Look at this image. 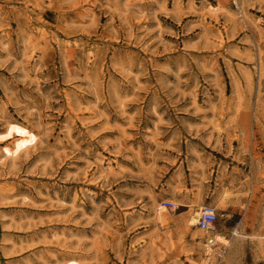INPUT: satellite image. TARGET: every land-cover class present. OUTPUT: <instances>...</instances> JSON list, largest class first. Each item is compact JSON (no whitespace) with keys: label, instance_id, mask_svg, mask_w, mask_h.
<instances>
[{"label":"rangeland","instance_id":"obj_1","mask_svg":"<svg viewBox=\"0 0 264 264\" xmlns=\"http://www.w3.org/2000/svg\"><path fill=\"white\" fill-rule=\"evenodd\" d=\"M0 264H264V0H0Z\"/></svg>","mask_w":264,"mask_h":264},{"label":"built area","instance_id":"obj_2","mask_svg":"<svg viewBox=\"0 0 264 264\" xmlns=\"http://www.w3.org/2000/svg\"><path fill=\"white\" fill-rule=\"evenodd\" d=\"M162 207L173 213H176L180 208L178 205L168 202L163 203ZM218 220V214L211 206H204L198 213L189 216V222L192 226L204 232H213L216 229Z\"/></svg>","mask_w":264,"mask_h":264},{"label":"bare ground","instance_id":"obj_3","mask_svg":"<svg viewBox=\"0 0 264 264\" xmlns=\"http://www.w3.org/2000/svg\"><path fill=\"white\" fill-rule=\"evenodd\" d=\"M115 162V161H114ZM113 170V169H112ZM88 174V173H87ZM87 185V184H86ZM166 209H165V207H160V216H161V219H162V221H164V222H166V223H168L169 221L165 218V216L162 214L163 212L162 211H165ZM210 233V235L208 236V238H207V243H206V245H205V247H206V251H207V254H208V257H211L212 258V256L215 254V251H216V249H215V247H216V242H218V241H216L217 239H216V234L215 233H211V232H209ZM241 233V232H240ZM238 231H236L235 232V234L234 235H240L241 236V234H240ZM244 237H246V236H244ZM262 239V238H261ZM218 245V244H217ZM217 253H218V251H217ZM216 253V254H217ZM211 258H210V260H211ZM209 259V258H208ZM208 261V260H207Z\"/></svg>","mask_w":264,"mask_h":264}]
</instances>
